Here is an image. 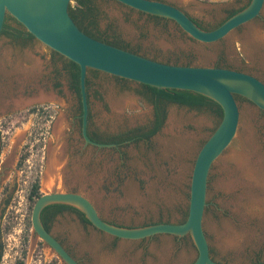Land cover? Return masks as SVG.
<instances>
[{
    "label": "rangeland",
    "instance_id": "374dc122",
    "mask_svg": "<svg viewBox=\"0 0 264 264\" xmlns=\"http://www.w3.org/2000/svg\"><path fill=\"white\" fill-rule=\"evenodd\" d=\"M90 1L96 9V28L129 44L141 56L174 65L228 67L264 81V21H256L260 29L254 33L248 31V24L247 28L236 30L218 43L203 44L186 35L171 20L142 15L113 0ZM164 1L208 28L217 27L226 20L229 11L248 2ZM70 5L76 8L78 4L72 0ZM248 39H256L258 45H252ZM33 66L37 74L24 84L21 71L31 70ZM88 79L92 128L99 127L103 137L153 127L152 96L139 84L93 72ZM41 92L51 94L53 99L7 111L14 100L32 99ZM2 102L0 148L5 164L15 172L10 181L11 190L0 198L7 202L6 206L4 201L0 206V234L5 247L1 264H18L19 261L64 264L34 234L35 203L29 200V194L36 180L40 181L42 195L57 188L86 196L105 221L117 226L138 228L180 223L189 207L197 154L221 122L210 109L167 104L164 124L150 140L127 141L116 148L86 147L76 121L78 99L65 62L36 39H15L6 35L0 38V106ZM238 102L241 112L238 133L214 163L209 176L204 229L211 256L217 263L264 264V206L244 201L238 211L233 205L237 197L217 188L218 180L224 177L220 172L222 158L229 152H243L241 138L245 124L252 127L264 150V113L244 98ZM117 103L121 104L120 109H116ZM33 108L37 110L33 112ZM60 120L65 127L63 137L58 138L55 127ZM173 120L178 125L174 131L171 130ZM179 139L191 144H183L185 149L180 152L173 151ZM60 146L64 147L62 166L71 162V167H63L60 183L45 190L43 179L48 170V152L50 149L59 151ZM23 157L26 159L21 164ZM10 171L5 172L4 180L9 178ZM78 172L81 173L79 178ZM130 191L137 195L135 203L126 198ZM226 225L238 235L234 233L238 240L230 248L222 233ZM49 227L53 236L81 264H194L198 257L190 236L121 240L97 230L75 211L57 215ZM161 254L165 255L164 261H161Z\"/></svg>",
    "mask_w": 264,
    "mask_h": 264
},
{
    "label": "water",
    "instance_id": "95a60500",
    "mask_svg": "<svg viewBox=\"0 0 264 264\" xmlns=\"http://www.w3.org/2000/svg\"><path fill=\"white\" fill-rule=\"evenodd\" d=\"M71 1L0 0V38L5 20L10 15L22 24L40 45L79 65L83 106L82 135L86 147L88 145L98 148L118 147L117 144L96 143L88 136L89 70H97L157 89L198 93L217 102L224 114L220 124L197 154L191 177L189 213L184 223H159L138 228L117 226L105 221L93 202L86 196L63 192L56 188L39 197L34 205L32 213L34 234L64 264H79L61 242L45 228L41 218L47 206L63 204L81 211L97 230L121 240L140 241L162 235L190 236L198 251L194 264H220L211 256V248L204 229L209 176L214 163L227 150L238 133L241 112L237 96L253 103L264 113V82L250 73L230 68L162 63L99 41L83 32L74 21L70 14ZM113 1L138 13L171 20L186 35L203 44H215L222 41L239 27L261 16L264 9V0H252L247 8L233 15L217 28L204 30L183 10L163 1ZM29 105L19 107L18 110Z\"/></svg>",
    "mask_w": 264,
    "mask_h": 264
},
{
    "label": "trees",
    "instance_id": "16d2710c",
    "mask_svg": "<svg viewBox=\"0 0 264 264\" xmlns=\"http://www.w3.org/2000/svg\"><path fill=\"white\" fill-rule=\"evenodd\" d=\"M77 1V7L72 8L70 6V14L74 21L77 23L79 28L85 32L87 35L108 43L110 45H113L115 47H119L124 50H128L130 52H133L135 54H138V51L134 50L129 44L125 43L124 41L119 40L118 38L106 35L101 33L96 28V9L92 6L90 0H76ZM142 15H146L144 13H141ZM150 16V15H147ZM155 19H164L161 17L156 16H150ZM166 20V19H164ZM2 35H6L8 37H13L15 39H24V40H35V37L29 33L22 24H20L15 18L12 16H7L3 28ZM64 58V57H62ZM65 59V58H64ZM66 60V66L69 70L71 80H72V86L75 92H77L81 96V89H80V74L81 70L79 65L76 63ZM125 82H130L125 79H121ZM88 84V81H87ZM141 87H143L148 93L152 96V102L155 107V121L153 123V127L149 130H136L127 134L118 135L116 138L113 139V142L120 145L127 141H141V140H150L154 135L157 134V132L160 130V128L163 126L164 121L166 119V109L165 105L167 104H177L179 106L188 107L191 109H203L207 108L212 110L221 121L223 118V109L222 107L215 102L214 100L203 96L198 93H194L191 91H181L176 89H157L154 87H150L148 85L139 84ZM237 99L240 100L242 97L237 96ZM37 108H33L32 111L35 112ZM26 159V157H23L21 159L22 162ZM42 196V193H40V181L36 180L30 190L29 194V200L36 203V200ZM67 210L75 211L78 213L82 219L85 222L89 221L86 219L85 215L79 211L78 209L69 206V205H63V204H54L47 206L43 212H42V221L45 226V228L50 231L49 224L52 221L49 214L52 212L53 215H58L60 213H63ZM189 208L184 214V218L180 223H184L188 217ZM4 243L0 241V264L2 263L3 256H4ZM18 264H25L23 261H19ZM50 264H54V262H51Z\"/></svg>",
    "mask_w": 264,
    "mask_h": 264
},
{
    "label": "bare ground",
    "instance_id": "6f19581e",
    "mask_svg": "<svg viewBox=\"0 0 264 264\" xmlns=\"http://www.w3.org/2000/svg\"><path fill=\"white\" fill-rule=\"evenodd\" d=\"M253 41L252 45H258L256 39ZM36 71L37 70L34 66L31 70L25 69L21 71L22 82H24L25 84L34 79L37 74ZM50 99H53V96L51 94L41 92L35 95L32 99L20 98L14 100L12 102V107L19 108L25 105L32 104L34 102H42ZM0 107H3V102ZM120 107L121 104L117 103L116 109H120ZM245 125V131L244 133H242L243 138H241L243 141V152H229L227 155H225V157L222 158V161L220 163V172L222 173V175H224V177L221 178V180L219 179L217 183V188L219 190L224 191L228 194H234L237 197V200L234 201L233 205L238 211H240V208L242 207L244 201H251L252 205L264 206V150L261 149V144L255 138L252 127H250L248 124ZM177 126L178 125L176 124V121L173 120L171 130L174 131V128ZM64 127L65 124L63 120L57 122L55 127L56 137H63L62 130L64 129ZM185 143H187L188 145L191 144V142H187V140L179 139V143H176L177 147H173V151L180 152L181 149L184 150L185 147L183 146V144ZM56 151L50 149V151L48 152V170L46 171L43 179V188L45 190H51V188H53L56 184L60 183L64 174L63 166L61 167V163L64 159V147L60 146L59 151ZM76 176L77 178H79L81 176V173L78 172ZM136 197V193L130 191L129 194H127L126 198L129 202L135 203L134 201H136ZM230 229L231 227L229 225H226L224 231L222 232L225 236L224 238L226 239L225 243L229 248L230 246H234L238 240L235 239V235H237L236 231L234 232V235V233L232 232L233 229ZM160 256L161 261H164L166 259L164 254H161Z\"/></svg>",
    "mask_w": 264,
    "mask_h": 264
},
{
    "label": "flooded vegetation",
    "instance_id": "af4514ba",
    "mask_svg": "<svg viewBox=\"0 0 264 264\" xmlns=\"http://www.w3.org/2000/svg\"><path fill=\"white\" fill-rule=\"evenodd\" d=\"M158 1H163V2H165L164 0H158ZM251 2H252V0H248V2L243 6V7H241V8H239V9H233V10H231V11H229L228 12V16H227V18H226V20H228L230 17H232L233 15H235V14H237L238 12H240V11H242V10H244L245 8H247L250 4H251ZM167 3V2H166ZM130 9V8H129ZM191 17V16H190ZM201 28H203L204 30H213V29H215V28H217L218 26H220L222 23H224L226 20H224V22H222L220 25H218L217 27H214V28H208V27H205L202 23H200L198 20H196V19H194L193 17H191ZM258 20H261V21H264V18H262V13H261V16H258L257 18H255L254 20H252L251 22H249V23H247V24H245V25H243V26H241V27H239L238 29H237V31L238 32H240V31H242V29H244V28H247L248 27V24H249V26L251 27V28H249V30L248 31H250L251 33H254V32H256V31H259V24H256V21H258ZM173 22V21H172ZM176 24V23H175ZM252 26H251V25ZM177 25V24H176ZM178 26V25H177ZM179 27V26H178ZM252 28H253V30H252ZM253 31V32H252ZM51 50V49H50ZM52 51V50H51ZM52 53L54 54V55H56V56H59L64 62H65V64H66V58L64 59V58H62L63 56H61V55H59L58 53H56V52H54V51H52ZM139 54V53H138ZM139 55H141V54H139ZM145 57H147V56H145ZM147 58H150V57H147ZM150 59H152V58H150ZM68 60V59H67ZM162 63H164V62H162ZM165 63H167V62H165ZM167 64H169V63H167ZM216 67H220V66H216ZM226 68H228V67H226ZM94 73V74H99V73H102V72H100V71H97V70H89V72H88V75L90 74V73ZM102 74H105V73H102ZM108 75V74H107ZM253 75V74H252ZM111 76V75H110ZM255 76V75H254ZM113 77H115V76H113ZM257 77V76H256ZM115 78H117V79H120V78H118V77H115ZM257 78H259L260 80H262L260 77H257ZM263 81V80H262ZM264 82V81H263ZM88 85H89V79H88ZM75 94H76V97H77V99H78V114H77V116H76V121H77V123H78V126H79V134H80V136H81V139L83 140V142H84V144H85V140H84V137H83V135H82V127H83V106H82V99H81V96L77 93V92H75ZM88 98H89V103H90V92H89V89H88ZM11 108H13L11 105L7 108V111L9 112L10 110H11ZM91 118H92V114H91V107H90V111H89V118H88V127H87V133H88V136H89V138L92 140V141H94V142H96V143H99V144H116V143H114L113 142V139L114 138H116V136H109V137H103L102 136V132H101V130H100V128L99 127H95L94 129L92 128V123H91ZM64 134H65V132H64ZM68 144H70V143H68ZM68 144H67V146H68ZM118 145V144H117ZM88 146H92V145H88ZM92 147H94V148H98L97 146H92ZM65 149H66V147H65ZM55 150V149H54ZM67 151V150H66ZM66 153V152H65ZM2 155H3V153H2V150H1V148H0V198H2V196H5V194H7L10 190H11V185H10V181H11V178L13 177V173L15 172L14 170L15 169H13V170H11L12 168H11V166L9 167L7 164H5V159L2 157ZM72 155H74V154H72ZM71 156L69 155V158H70ZM70 161V160H69ZM61 167H62V165H61ZM64 167V169L65 168H70L71 167V162L70 163H67V165L66 166H63ZM16 168V167H15ZM10 171V175H9V178L7 179V180H4V175H5V172L6 171ZM64 180H67V178L65 177V179ZM15 181H16V178H15ZM68 181V180H67ZM16 187V186H15ZM5 203H4V202ZM4 203V205L6 204L7 205V202L5 201V198L4 199H0V206H2V204ZM8 204H9V202H8ZM5 205V206H6ZM67 211H70V210H67ZM61 214V213H60ZM59 215V214H58ZM49 216L51 217V220H53L57 215H53V213L51 212L50 214H49ZM51 223V222H50ZM0 233H2V232H0ZM1 235L2 234H0V241H1ZM57 239V238H56ZM57 240H59V239H57ZM60 241V240H59ZM61 242V241H60ZM61 244H62V242H61ZM63 245V244H62ZM64 246V245H63ZM67 249V248H66ZM69 252V251H68ZM70 253V252H69ZM71 254V253H70ZM72 255V254H71ZM73 256V255H72ZM74 257V256H73ZM75 258V257H74ZM76 259V258H75ZM77 260V259H76ZM78 262H79V264H81V262L79 261V260H77Z\"/></svg>",
    "mask_w": 264,
    "mask_h": 264
},
{
    "label": "crops",
    "instance_id": "0c3cea01",
    "mask_svg": "<svg viewBox=\"0 0 264 264\" xmlns=\"http://www.w3.org/2000/svg\"><path fill=\"white\" fill-rule=\"evenodd\" d=\"M253 40H255V39H249L248 41H249V43L251 42V44H252L254 42Z\"/></svg>",
    "mask_w": 264,
    "mask_h": 264
}]
</instances>
